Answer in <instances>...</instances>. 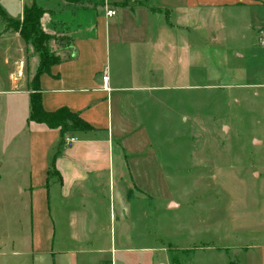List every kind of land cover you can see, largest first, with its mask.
<instances>
[{
	"label": "rangeland",
	"instance_id": "374dc122",
	"mask_svg": "<svg viewBox=\"0 0 264 264\" xmlns=\"http://www.w3.org/2000/svg\"><path fill=\"white\" fill-rule=\"evenodd\" d=\"M78 1L35 0L45 11L41 26L53 59L67 56L75 37L87 36L106 14L102 0ZM33 2L0 0V6L14 23L23 19L24 8ZM206 12L205 28L195 27L191 36L194 66L188 87L129 92V102L135 104L127 108L130 129L124 136L118 130L113 135L115 153L122 148L126 155L129 183L136 184L128 191L125 218L131 221V234L145 235L122 241L117 232L108 242L114 252H135L128 258L118 253L117 261L152 264L161 259L166 264L168 259V264H180L188 253L225 249L234 264L246 248L222 244L235 238L247 244L263 233L264 229L237 227L238 220L254 219L257 210L264 217V6ZM13 27L0 16V264H59L48 256L61 251V197L56 198V183L49 175L54 184L46 211L47 193H38L47 190L46 180L40 179L37 195L29 186L31 155L38 160L47 154L52 166L55 147L46 152V145H28L31 137L21 102L27 104L29 95L9 93L12 81L18 89L33 91L40 56ZM143 77L150 79L145 72ZM151 83L169 84L163 76ZM108 185L106 177L107 191L100 194L106 203H96L97 224L106 227L107 234L111 213L115 231L121 220L117 201L110 210ZM34 198L39 200L38 209ZM169 200L180 207L171 209ZM44 211L46 221L40 223ZM176 235L182 236V246H190L188 252L176 247ZM35 236L41 237L38 242ZM143 249L145 254L139 253Z\"/></svg>",
	"mask_w": 264,
	"mask_h": 264
},
{
	"label": "crops",
	"instance_id": "0c3cea01",
	"mask_svg": "<svg viewBox=\"0 0 264 264\" xmlns=\"http://www.w3.org/2000/svg\"><path fill=\"white\" fill-rule=\"evenodd\" d=\"M102 2L114 9L116 14L109 19L104 15L95 21L93 30L86 34L87 36L75 37L70 48L66 50L67 56L53 65L50 72L42 74L39 80L45 110L55 111L67 107L78 113L93 130L68 132L65 138L75 137L77 140L67 145L62 141L59 129L29 119L31 90L18 89V85L12 81L14 90L9 91L14 95H29L27 104L21 102L26 111L22 119L26 121V130L31 137L29 142L27 141L28 145L40 144L41 147L46 145V152L55 147L50 160L52 166L48 164L47 154L38 160L36 156L31 155L29 186L32 195L47 193L46 211L50 210L52 185L56 183L57 189H54L56 198L61 197V251L53 250L48 256L49 258L51 256L53 261L57 259L59 264H129L127 260L121 258L117 261L116 255L121 253L122 258H128L127 255L135 253L134 251L114 252L113 244L108 245L109 241L113 242L117 232L122 241L145 237L144 234L136 236L131 234V221L125 218L128 191L136 188V184L129 183L130 171L126 155L122 148L120 152L115 153L113 140L116 130L121 131V135L124 136L125 131L130 129L127 108L135 104L129 102V92H153L161 88L186 89L188 80H192L194 66L191 36L196 28L200 31L205 28V17H209L206 11L216 12L233 6L254 10L264 6V0H102ZM156 2L159 4H152ZM91 34L93 37H90ZM144 72L150 79L144 80ZM105 73L108 75L110 90L104 88ZM162 76L169 83L165 84L167 86L151 83ZM148 81L150 83L146 84ZM49 175L54 178L53 184L49 182ZM106 177L109 184L110 210H113L115 201L121 209L120 225L116 231L113 229L115 217L111 213L109 234L106 227L97 224L100 212L98 205L96 206V203L101 205L106 203L105 198L101 196L103 191H107L103 187ZM40 179L43 183L46 180L47 190L42 188L36 193L35 188L42 183ZM34 205L36 209L39 208L37 198H34ZM168 205L171 209L180 207L174 200H169ZM45 211L39 214L40 223L46 221ZM243 221L244 219L238 220L240 223L237 228L264 229V217L260 210H257L254 219L248 223ZM261 232L263 233L251 237L247 244H242V241L236 238L232 243L228 241L222 244L225 248H246L243 258L234 264H264V230ZM51 235L50 233L49 237ZM40 238L38 236L36 242ZM185 238L187 240L188 236ZM176 240L180 243L183 238L176 235ZM223 240L227 239L223 236ZM177 241L176 247L189 251L190 246H182ZM144 252L146 250L143 249L139 253ZM188 254L184 256L186 261L180 264H233L231 258L227 257L225 249H209ZM139 262L137 263L140 264ZM168 263L170 262L167 259L166 264ZM152 264L165 263L159 259Z\"/></svg>",
	"mask_w": 264,
	"mask_h": 264
},
{
	"label": "trees",
	"instance_id": "16d2710c",
	"mask_svg": "<svg viewBox=\"0 0 264 264\" xmlns=\"http://www.w3.org/2000/svg\"><path fill=\"white\" fill-rule=\"evenodd\" d=\"M74 4H80L78 0H65ZM44 10L38 7L35 0L31 6L24 8L23 19L14 22L9 18L4 9L0 6V16L7 26L13 27L21 37L30 42L40 56V64L34 77L35 85L30 93V117L29 119L39 123H45L48 127L59 129L62 141L65 142V135L68 132L93 130V127L80 117L78 113L72 112L67 107L59 108L55 111H47L43 107L42 96L40 93L39 80L44 73L50 72L53 65L61 60L53 59L49 53L47 41L48 35L41 26V18Z\"/></svg>",
	"mask_w": 264,
	"mask_h": 264
},
{
	"label": "built area",
	"instance_id": "2783aa9c",
	"mask_svg": "<svg viewBox=\"0 0 264 264\" xmlns=\"http://www.w3.org/2000/svg\"><path fill=\"white\" fill-rule=\"evenodd\" d=\"M116 14V11L114 9H111L109 7H107L106 9V18H111ZM103 81H104V88L107 90H110V87L108 86V75L105 73V75L103 76ZM77 139L75 137H67L65 138V143L67 145H71L73 144Z\"/></svg>",
	"mask_w": 264,
	"mask_h": 264
}]
</instances>
